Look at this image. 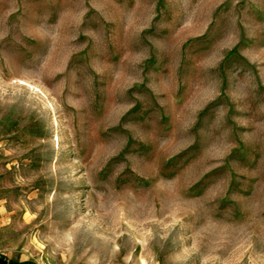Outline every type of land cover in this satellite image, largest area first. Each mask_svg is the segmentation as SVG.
Wrapping results in <instances>:
<instances>
[{
    "label": "rangeland",
    "instance_id": "1",
    "mask_svg": "<svg viewBox=\"0 0 264 264\" xmlns=\"http://www.w3.org/2000/svg\"><path fill=\"white\" fill-rule=\"evenodd\" d=\"M0 255L264 264V0H0Z\"/></svg>",
    "mask_w": 264,
    "mask_h": 264
},
{
    "label": "trees",
    "instance_id": "2",
    "mask_svg": "<svg viewBox=\"0 0 264 264\" xmlns=\"http://www.w3.org/2000/svg\"><path fill=\"white\" fill-rule=\"evenodd\" d=\"M0 264H36V263L30 260L14 261L8 257L0 255Z\"/></svg>",
    "mask_w": 264,
    "mask_h": 264
}]
</instances>
